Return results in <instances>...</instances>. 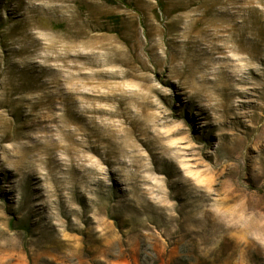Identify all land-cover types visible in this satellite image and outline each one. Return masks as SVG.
<instances>
[{
    "label": "rangeland",
    "instance_id": "rangeland-1",
    "mask_svg": "<svg viewBox=\"0 0 264 264\" xmlns=\"http://www.w3.org/2000/svg\"><path fill=\"white\" fill-rule=\"evenodd\" d=\"M0 264H264V0H0Z\"/></svg>",
    "mask_w": 264,
    "mask_h": 264
}]
</instances>
